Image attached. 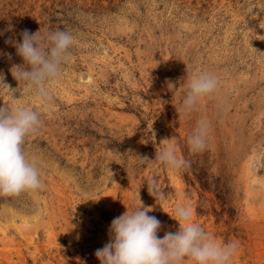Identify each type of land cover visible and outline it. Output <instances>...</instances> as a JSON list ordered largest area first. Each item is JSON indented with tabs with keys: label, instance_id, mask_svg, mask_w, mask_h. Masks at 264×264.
I'll list each match as a JSON object with an SVG mask.
<instances>
[{
	"label": "rangeland",
	"instance_id": "1",
	"mask_svg": "<svg viewBox=\"0 0 264 264\" xmlns=\"http://www.w3.org/2000/svg\"><path fill=\"white\" fill-rule=\"evenodd\" d=\"M24 30L74 37L47 104L11 75L24 61L6 41ZM203 73L218 88L180 112ZM0 75L17 89L0 84V105L43 121L24 145L43 187L0 195V264H100L112 220L139 198L158 237L179 229L177 205H191L218 242L238 243L232 264H264V0H0ZM201 119L206 148L193 153ZM168 143L189 167L155 160Z\"/></svg>",
	"mask_w": 264,
	"mask_h": 264
},
{
	"label": "clouds",
	"instance_id": "2",
	"mask_svg": "<svg viewBox=\"0 0 264 264\" xmlns=\"http://www.w3.org/2000/svg\"><path fill=\"white\" fill-rule=\"evenodd\" d=\"M38 32L30 34L24 30L20 42L9 40L6 43L15 47L17 55L24 61L22 65L11 67L13 78L18 84L23 82L34 91L37 100L47 104L51 100L47 85L61 75L74 37L62 30L50 32L46 37L39 36ZM0 84L6 85L13 95L17 92L4 83L3 75H0ZM168 87L175 88L171 83ZM217 88L218 79L212 74L203 73L191 78L180 112H191L199 99L213 94ZM42 126L43 121L36 110L20 105L11 108L0 105V195H18L43 187L38 166L24 151L27 138ZM209 129L208 121L201 119L198 122L188 137L190 151L197 153L206 148ZM138 158L149 160L147 157ZM155 160L171 170L190 166L189 161L177 155L171 143L156 153ZM147 188L149 195L156 200L163 198L156 178L147 181ZM139 202L137 210L129 212L126 208L122 215L112 220L109 242L95 252L100 264H185L186 260L193 264H232L238 243L218 242L195 222L191 205H177L171 217L178 222L179 229L166 232L160 238L157 233L161 222L148 215L151 207H145L140 198Z\"/></svg>",
	"mask_w": 264,
	"mask_h": 264
}]
</instances>
